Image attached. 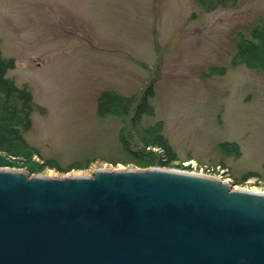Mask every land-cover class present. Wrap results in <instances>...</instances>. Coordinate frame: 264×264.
<instances>
[{
  "label": "rangeland",
  "instance_id": "rangeland-1",
  "mask_svg": "<svg viewBox=\"0 0 264 264\" xmlns=\"http://www.w3.org/2000/svg\"><path fill=\"white\" fill-rule=\"evenodd\" d=\"M263 20L264 0L210 11L197 0H0V47L16 61L7 76L38 106L24 131L38 153L0 151L14 165L1 167L54 177L140 168V136L129 118L101 115L98 97L138 99L154 85L140 127H162L173 168L263 191L264 67L232 63Z\"/></svg>",
  "mask_w": 264,
  "mask_h": 264
},
{
  "label": "water",
  "instance_id": "water-1",
  "mask_svg": "<svg viewBox=\"0 0 264 264\" xmlns=\"http://www.w3.org/2000/svg\"><path fill=\"white\" fill-rule=\"evenodd\" d=\"M0 264H264V191L172 167H0Z\"/></svg>",
  "mask_w": 264,
  "mask_h": 264
},
{
  "label": "trees",
  "instance_id": "trees-1",
  "mask_svg": "<svg viewBox=\"0 0 264 264\" xmlns=\"http://www.w3.org/2000/svg\"><path fill=\"white\" fill-rule=\"evenodd\" d=\"M197 1L205 10L210 11L237 4L241 0ZM232 63L264 67V20L261 24L252 27L250 38L241 37ZM15 66V59L5 57L0 47V151L12 157L30 160L38 152L27 142L24 131L32 126L31 114L38 106L28 86H19L14 79L7 76L8 70ZM221 71H224V67ZM153 95H155L154 85H149L138 99L136 96H126L114 90H104L98 97V111L101 115L119 113L129 118L133 132L140 136L141 141V145L135 147L137 151L133 155V160L138 165L174 167L175 161L178 160L177 153L162 132V127L158 124L146 128L140 127L144 115L152 113L150 99ZM221 146L225 150L230 149V145L226 142ZM154 147L159 148L160 151L153 150ZM8 162L4 157H0V167L14 166ZM60 170L66 171L63 168ZM253 175L258 174L250 172L244 179Z\"/></svg>",
  "mask_w": 264,
  "mask_h": 264
},
{
  "label": "bare ground",
  "instance_id": "bare-ground-1",
  "mask_svg": "<svg viewBox=\"0 0 264 264\" xmlns=\"http://www.w3.org/2000/svg\"><path fill=\"white\" fill-rule=\"evenodd\" d=\"M72 176H76V175H72ZM212 177H215V176H212ZM216 178V177H215ZM237 189H242L241 187H237ZM246 189V188H244ZM248 190H251V189H248ZM256 190V189H255ZM256 191H260V190H256ZM262 191V190H261ZM264 191V190H263Z\"/></svg>",
  "mask_w": 264,
  "mask_h": 264
}]
</instances>
